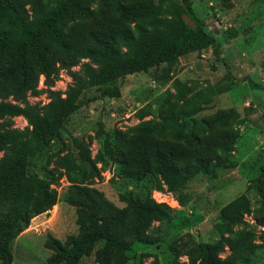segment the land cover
Instances as JSON below:
<instances>
[{
  "label": "rangeland",
  "instance_id": "1",
  "mask_svg": "<svg viewBox=\"0 0 264 264\" xmlns=\"http://www.w3.org/2000/svg\"><path fill=\"white\" fill-rule=\"evenodd\" d=\"M61 1L44 0L41 12L47 14ZM149 1L166 16L183 4V0ZM190 1L197 22L215 38L213 47L87 89L78 108L60 123L58 135L46 143L37 142L39 149L27 158L23 181L31 185L38 178L52 183L58 201L8 240L10 264H46L54 254L44 245L48 234L61 244L77 237V207L66 202L73 184L99 191L118 209L125 207L123 199L129 196L166 201L160 205L165 206L167 217L152 224L148 244L132 243L128 234L122 237L129 248L124 253L125 264H197L198 245L220 238V210L245 196L249 212L243 215L244 227L254 228L258 248L248 261L236 264H264V226H259L264 220V88L254 87L256 83L264 87V0ZM80 4L94 7L97 0H81ZM24 10L28 8L19 13ZM28 14L30 23L35 18ZM183 19L188 27L195 26L187 15ZM68 26L75 32L80 28L75 22ZM40 80L37 89L43 91L45 79ZM70 82L66 71L60 70L52 89L64 92ZM27 101L38 106L48 102L43 92L28 94ZM143 107L149 115L140 120L136 113ZM171 113L175 114L166 117ZM147 122L167 128L161 137L150 138L141 131ZM0 123L19 130L27 126L22 117H7ZM227 128L238 133L234 151L225 156L224 165H214L211 172H200L184 183L187 203L183 207L174 194L158 190L157 177L123 173L121 152L128 147L156 145L172 138L207 150ZM57 154L69 155L76 167L72 177L65 172L54 181L58 172L53 156ZM8 223L5 232L12 234L17 222L11 218ZM100 246L61 264H97L95 253ZM227 254L226 247L220 256Z\"/></svg>",
  "mask_w": 264,
  "mask_h": 264
},
{
  "label": "trees",
  "instance_id": "2",
  "mask_svg": "<svg viewBox=\"0 0 264 264\" xmlns=\"http://www.w3.org/2000/svg\"><path fill=\"white\" fill-rule=\"evenodd\" d=\"M43 2L0 0V120L22 117L27 123L23 130L0 123L2 264L11 262L8 240L58 201L52 183L36 178L27 185L23 174L27 158L39 149L37 142L46 143L58 135L60 123L78 108L84 92L106 86L134 71L172 63L215 44V38L197 22L190 0H183L167 16L160 14L159 7L149 0H97L94 7L82 6L81 0H62L54 3L47 14L41 12ZM25 7L28 10L19 13ZM28 12L35 18L30 23ZM183 15L193 20V28L188 27ZM71 22L80 27L76 32L68 26ZM60 70L66 71L71 80L64 92L52 89ZM40 77L45 79L43 91L37 89ZM254 87L264 88L257 83ZM40 92L48 102L43 106L31 105L27 95ZM180 109L181 106L179 112ZM148 115L145 107L136 113L140 120ZM166 128L164 125L158 129L154 123L147 122L141 131L150 138H158ZM237 138V131L227 128L207 150H198L172 138L156 145L128 147L121 152L123 173L128 177L146 174L157 177L158 190L174 194L183 207L187 203L182 192L184 183L200 172H211L214 165L227 163L225 156L234 151ZM53 157L54 170L58 172L54 181L65 172L70 177L74 175L76 167L69 155ZM123 201L125 207L118 209L95 189L79 184L70 186L66 202L77 207L79 234L64 244L48 234L44 245L54 254L46 264H61L72 256L76 260L90 254L98 244L101 246L95 253L97 264H125L124 253L129 248L122 237L128 234L132 243L148 244V230L153 223L166 219L167 213L165 206L155 203L150 196H129ZM247 212L245 196L220 210L221 223L217 227L220 238L215 243L198 245L197 264L248 261L258 246L254 228L244 227L243 215ZM11 218L17 222L16 231L8 234L5 230ZM259 226H264V220ZM235 227L241 228L234 230ZM226 247L228 254L221 258Z\"/></svg>",
  "mask_w": 264,
  "mask_h": 264
},
{
  "label": "built area",
  "instance_id": "3",
  "mask_svg": "<svg viewBox=\"0 0 264 264\" xmlns=\"http://www.w3.org/2000/svg\"><path fill=\"white\" fill-rule=\"evenodd\" d=\"M42 78V77H41ZM41 84V80L39 82ZM160 197H165L166 198V194H162V193H157ZM153 199L157 202V204H161L162 203H165L166 201L164 199H160L158 200L156 197H153Z\"/></svg>",
  "mask_w": 264,
  "mask_h": 264
}]
</instances>
